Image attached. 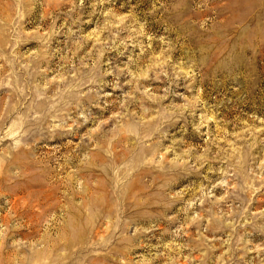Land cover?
Returning <instances> with one entry per match:
<instances>
[{
	"label": "rangeland",
	"instance_id": "1",
	"mask_svg": "<svg viewBox=\"0 0 264 264\" xmlns=\"http://www.w3.org/2000/svg\"><path fill=\"white\" fill-rule=\"evenodd\" d=\"M0 264H264V0H0Z\"/></svg>",
	"mask_w": 264,
	"mask_h": 264
}]
</instances>
